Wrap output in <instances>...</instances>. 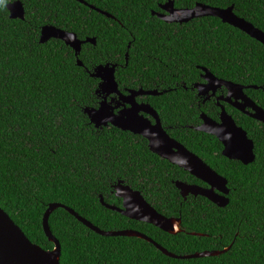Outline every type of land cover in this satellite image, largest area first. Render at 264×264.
<instances>
[{
	"label": "trees",
	"instance_id": "1",
	"mask_svg": "<svg viewBox=\"0 0 264 264\" xmlns=\"http://www.w3.org/2000/svg\"><path fill=\"white\" fill-rule=\"evenodd\" d=\"M14 1L0 0V205L26 235L54 249L44 216L51 203H60L101 229L142 232L177 255L229 247L219 255L173 257L144 238L101 235L59 207L49 223L62 246V264H264L263 122L233 114L255 141L256 159L248 165L225 157L215 135L179 131L231 187L226 207L204 196L182 198L181 206L172 181L178 165L154 153L145 137L113 125L97 128L85 113L100 101L99 79L91 73L108 63L118 64L121 87L167 90L148 97L163 122L175 127L200 124L203 111L218 119L219 109L195 101L202 67L262 87L246 93L264 108V44L219 17L169 23L153 15L167 0H85L113 17L78 0H21L25 19L11 18ZM174 1L178 8L235 5L237 15L264 30V0ZM46 25L97 39L83 46V66L63 40L40 41ZM120 180L142 191L160 213L181 215L185 231L169 233L106 207L102 195L122 206L113 192Z\"/></svg>",
	"mask_w": 264,
	"mask_h": 264
},
{
	"label": "water",
	"instance_id": "2",
	"mask_svg": "<svg viewBox=\"0 0 264 264\" xmlns=\"http://www.w3.org/2000/svg\"><path fill=\"white\" fill-rule=\"evenodd\" d=\"M78 1L89 5L92 9H97L99 12L109 17H113L110 13L103 11L101 9H98L94 5L88 4L85 0H78ZM8 8L10 11L11 18L25 19V16H26L25 5L21 0H16L14 2L9 3ZM162 8L165 12L153 11L152 13L153 15H157L159 18H161L162 20L166 22L184 23V22H189L194 18H200V17H205V16H215V17L221 18L224 22L229 23L241 29L242 31L246 32L247 34H249L250 36H252L253 38L257 39L258 41L264 44V30L256 27L253 23L249 22L245 18L237 15L235 12V5H231L227 8H221V7H215L212 5H208L205 3H198L193 8H178L176 7L174 0H167L166 3L162 5ZM62 32H66L69 35L74 34L76 37V41L74 42H78L81 44V51H82L84 43L91 42L95 45L97 44L96 38H88L86 40H81L75 32L68 31V30L56 27L54 25H46L43 27L42 32H41L40 41L42 43H45L49 35H52V34L64 35V33ZM130 47H131V44L129 45V48ZM72 48L76 52V49L74 47ZM126 57L127 59H129V52H127ZM78 63L81 66L84 65L83 61L81 62L80 60H78ZM97 68L106 69L108 70V72L111 73V84H110L109 90L107 91L101 90L100 86L103 83V78L101 76L96 75ZM202 70H203L202 76L206 80V82L196 84V88L200 90V93H202L201 90L203 88H210V87L214 88L213 86H220V87L225 86L229 90L228 99L231 98L233 95L235 96H237V94L240 95L246 101V103H243L242 105H238L239 109L245 114L264 123V119L261 118V117H264V108L258 105L252 98H250L246 94L247 88L260 89L262 87L258 85L245 86L242 84L235 83L233 81H228L226 79L219 78L206 67H202ZM116 72H117V64L112 65L108 63L106 65H103V64L99 65L98 67L95 68V71L91 73L93 77L101 79L99 88L97 89V93L105 94L104 99L101 101V104L99 107H86L85 108V113L89 116L91 123L94 124L97 128H103L109 125H113L124 131H130L135 134H140L149 140L150 149L154 153L160 155L161 157L165 159H168L173 164L184 167L186 170L190 171L192 174L196 175L197 177L201 179H203L202 176L198 175L197 173L199 170L207 169L209 171H212L217 176H219L221 180H223V183H224L223 185H226L227 184L226 178H224L217 171H215L201 157L191 152L187 147L179 143L176 139H173L167 133V131L164 129L162 125V122H161V119L158 113L151 106V104L138 103L136 100V97L138 95L163 94V92H160L159 90H144V89L132 90L130 95L122 96V98L126 101L125 103H130L131 107L126 106L120 111V113L125 110H132L133 108L138 109L137 114L140 117H142L144 121V123L141 125H122V123L119 120H117L115 123H113L112 120H108L107 122L98 124L96 121L92 119V116L90 115V113L98 112L104 106L111 107L112 115L115 117H119L120 113L115 112V107L112 105V103L108 99V96L111 93L119 92V83L117 81ZM249 107H251L252 111L248 109ZM143 111L154 115L157 119V123L153 124L148 118H146L142 114ZM202 118L204 119V123L198 127V130L205 131L207 133L213 134L216 137H218V139L225 146L224 151H223V154L225 156L231 159H237V158H234L233 156L225 154L226 144L224 143L225 139L227 140L232 139V133H233V130H235L244 136L249 146V151L246 157L244 159H238V160L243 161L245 164H250L255 161L256 159L255 141L249 136L248 131L237 123L234 116H232L231 114L227 112L225 107H223V111L221 113V122L214 120L213 118L208 116L206 113L202 114ZM221 137H223L224 139H222ZM194 166H198V167H194ZM178 186L181 188H184L185 185L178 182ZM216 190L213 194L211 189H206L200 186H190L189 189H181L182 194L184 196H187L189 193H192L197 196L201 195V196L208 198L212 202L218 204L219 206H223V207L227 206L230 203V198L227 196L230 193V189H223V187H221L218 190H220L222 194L217 193ZM116 194L120 198H123L122 207L107 203L103 195L101 196L102 203L106 207L112 210L118 211L129 218L152 223L169 233L177 234L181 231L180 230L181 220L175 217H168L160 213L144 197L141 191L135 190L131 186L124 184L123 182H120L118 185H116ZM59 207H64L70 213L76 216L80 221H82L88 227H90L91 229H93L94 231H96L97 233L101 235L136 236V237L144 238L152 242L153 244H155L165 254L173 256V257L198 258V257H205V256H213V255L222 254L229 249L228 247L224 250L202 251V252H197L194 254L177 255L175 253L170 252L167 248H165L164 246L159 244L157 241H155L153 238L149 237L148 235L142 232H139L133 229L104 230L96 226L94 223H92L87 218L81 216L78 212H76L71 207L66 206L64 204H60V203H51L44 216V229L49 239L56 244L54 251L57 252L60 257V264H62L61 263L62 246H61L60 240L56 236H54V234L52 233L50 223H49L51 214ZM0 217H3L7 221V223H9L15 229L16 233L22 235L26 240H28L32 244L33 247H39L45 251L49 250V249H45L44 247H42L41 245L37 243H34L26 235L23 229L14 221V219L10 216V214L5 209L2 208L1 205H0ZM193 234L201 235L200 233H195V232ZM25 259H26V256L16 246L13 238L8 233H6L5 240H4L3 253L0 254V264H22V262Z\"/></svg>",
	"mask_w": 264,
	"mask_h": 264
},
{
	"label": "flooded vegetation",
	"instance_id": "3",
	"mask_svg": "<svg viewBox=\"0 0 264 264\" xmlns=\"http://www.w3.org/2000/svg\"><path fill=\"white\" fill-rule=\"evenodd\" d=\"M166 3V2H165ZM164 3H160L159 6L160 8L162 9V12H165L162 8V5ZM89 38V37H88ZM87 38V39H88ZM81 40H86V39H81ZM88 43H91V42H87V43H84L83 46L85 44H88ZM93 44V43H92ZM83 49V48H82ZM113 65V64H112ZM117 68H118V64H117ZM95 71V70H94ZM117 73V72H116ZM203 78V76H202ZM99 79V78H97ZM100 82H101V79H99V85H100ZM206 80L203 78V81H200L198 83H205ZM197 84V83H196ZM196 84H195V89H196V99L195 101L197 102V104L199 106H202V105H206V106H212L214 107L215 109H219V112L217 114L218 116V119L217 118H214L212 116H210L208 113H206L205 111H203L200 115L201 117V122L200 124L198 125H192V124H185V125H182V126H173V125H169V124H165L163 122V119H162V116L160 114V112L150 103L149 101V97L148 96H158V95H138L136 97V100L138 103H149L151 104V106L156 110V112L158 113L160 119H161V122H162V125L164 127V129L167 131V133L173 138V139H176L179 143L183 144L185 147H187L191 152H193L194 154L198 155L199 157H201L208 165H210L215 171H217L221 176H223L224 178L227 179V184L226 185H223V189H230V193H231V187H230V182H229V179L226 175H224L223 173H221L220 171H218L216 168H214L211 164H209L205 159L204 157H202L201 155H199L198 153H196L195 151H193L192 149H190L185 142H183L180 138V130L184 129V128H193L195 129L196 131H200V132H203V133H207L205 131H201V130H198V127L201 126L203 123H204V119L202 118V114L203 113H206L208 116H210L211 118H213L214 120H217L218 122H221V113L223 111V107L226 108L227 112L229 114H231L232 116H234L233 114H237L238 111H241L238 107V105H242L243 103H246V101L240 96L237 94V96L233 95L231 98L228 99V95H229V90L227 89V87L225 86H213L214 88L210 87V88H203L201 91L202 93H200V90L198 88H196ZM99 88V86H98ZM140 89H144V90H159V89H145L143 87H140V88H132V87H121L119 85V92H113L111 93L109 96H108V99L109 101L112 103V105L115 107V112L116 113H120V111L125 108L126 106L127 107H131V104L130 103H125L126 101L122 98V96H125V95H130L132 90H140ZM215 89V90H214ZM160 91V90H159ZM160 92H163V94L165 92H167V90H164V91H160ZM247 94V93H246ZM99 97H100V101H99V106L101 104V101L104 99V93H98ZM161 95V94H159ZM248 95V94H247ZM249 96V95H248ZM250 97V96H249ZM251 98V97H250ZM253 99V98H252ZM254 100V99H253ZM256 102V101H255ZM257 103V102H256ZM117 105H119V107H117ZM98 106V107H99ZM248 109H251V107H249ZM242 112V111H241ZM244 113V112H243ZM142 114L148 118L153 124H156L157 123V119L154 115L148 113V112H145L143 111ZM235 118V117H234ZM236 120V119H235ZM241 126V125H240ZM133 133V132H132ZM135 134V133H134ZM210 134V133H209ZM137 135H140V134H137ZM213 135V134H212ZM142 136V135H141ZM144 137V136H143ZM148 140V139H147ZM148 144H149V140H148ZM224 146V144H223ZM150 147V146H149ZM225 148V146H224ZM224 148H223V151H224ZM224 155V154H223ZM225 156V155H224ZM227 157V156H225ZM228 159H231L229 157H227ZM165 159V158H164ZM168 160V159H167ZM231 160H236V161H240L242 162L243 164H245L243 161L241 160H238V159H231ZM172 163V162H171ZM176 165V164H175ZM245 165H248V164H245ZM178 167L181 169V171H178V175L179 177L177 179H174L172 180L177 189H179L180 191V196L178 198L179 200V204L182 206L184 205V202L182 201V198L184 199V201H187L189 200V198H193L194 200L198 199L201 195H194L192 193H189L187 196H184L182 194V191L181 189H189L190 186H200V187H203V188H206V189H210V187L206 186L207 185V182L204 181L203 179L197 177L196 175L192 174L190 171L186 170L184 167H181L178 165ZM120 182H123L124 184H127L129 186H131L130 184L126 183L125 180H120L118 182V184ZM178 182H180L181 184L185 185L184 188H181L178 186ZM117 184V185H118ZM132 187V186H131ZM133 188V187H132ZM135 189V188H133ZM220 188H217V193L219 194H222V192H220V190H218ZM136 190V189H135ZM138 190V189H137ZM140 191V190H139ZM115 194H116V185H115V188H114V191H113ZM142 192V191H141ZM230 193L227 195L229 197ZM143 194V193H142ZM144 195V194H143ZM117 196V194H116ZM119 197V196H117ZM145 197V196H144ZM120 198V197H119ZM146 198V197H145ZM121 201H122V206H123V198H121ZM211 201V200H210ZM214 203V202H213ZM216 206H219L218 204L214 203ZM121 206V207H122ZM219 207H223V206H219ZM226 207V206H224ZM177 219H180L181 220V231L180 232H183L185 231V227L183 226V217L181 215H179L178 217H176Z\"/></svg>",
	"mask_w": 264,
	"mask_h": 264
},
{
	"label": "snow or ice",
	"instance_id": "4",
	"mask_svg": "<svg viewBox=\"0 0 264 264\" xmlns=\"http://www.w3.org/2000/svg\"><path fill=\"white\" fill-rule=\"evenodd\" d=\"M62 33H64V35H49L46 42L51 38L63 40L66 44H69L76 49L74 55L76 59L82 62V60L86 57L81 55V44L74 42L76 41L75 35H69L66 32ZM96 75L103 78V83L100 86L101 90H109L111 84V73L106 69L97 68ZM117 107H119V105H117ZM137 113L138 109L133 108L132 110H125L120 113L119 117H115L112 115L111 107L104 106L100 111L90 113V115L92 116V119L98 124L107 122L108 120H112L113 123H115L117 120H119L122 125H141L144 123V121L143 118ZM261 118L264 119V117ZM221 138L224 139L223 137ZM224 143L226 144L225 154L233 156L237 159H244L249 151V146L246 139L242 134L235 130H233L232 139H225ZM197 173L198 175H201L202 178L207 182L206 186L210 187L213 194L217 188H221L224 184L223 180H221L220 177L212 171L201 169ZM6 233H8L13 238L16 246L26 256V259L22 262V264H60V257L58 253L54 251V249L45 251L39 247H33L32 244L22 235L16 233L15 229L9 223H7L3 217H0V254L3 253Z\"/></svg>",
	"mask_w": 264,
	"mask_h": 264
}]
</instances>
